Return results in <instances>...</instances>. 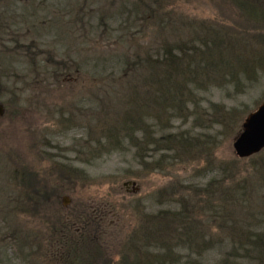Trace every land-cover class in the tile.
<instances>
[{
    "label": "rangeland",
    "instance_id": "1",
    "mask_svg": "<svg viewBox=\"0 0 264 264\" xmlns=\"http://www.w3.org/2000/svg\"><path fill=\"white\" fill-rule=\"evenodd\" d=\"M262 10L0 0V264H264V149L234 148L264 103ZM201 38L222 62L187 88L184 118L165 131L197 139L190 151H156L140 130L109 135L151 91L140 58Z\"/></svg>",
    "mask_w": 264,
    "mask_h": 264
},
{
    "label": "trees",
    "instance_id": "2",
    "mask_svg": "<svg viewBox=\"0 0 264 264\" xmlns=\"http://www.w3.org/2000/svg\"><path fill=\"white\" fill-rule=\"evenodd\" d=\"M261 13H264L263 10L260 14ZM208 41L207 38L193 39L192 42L189 40L183 41L178 45L165 42L161 44L158 48V52H155V54H149L145 58H140V60L144 62L142 66L148 69L144 78L150 83L151 91L149 92V90H147L143 93L147 94L149 92L148 95H144V98L142 97V99H140L143 101L139 106L135 108H130L129 106V109L125 110L122 118L119 120V124L113 126V128H108L107 133L110 135L111 133L113 134L123 130L125 134L134 139L135 133L138 132H136V130H140L143 131L146 146H153L156 148V151H158V148H161L160 145L164 141L166 142V144H164L166 148L163 147V150H169L172 144L182 145L190 151L194 140L197 139L184 138L186 131L175 134L176 136H174V134H167L165 131L170 127L173 118L176 119L184 116L181 111H183L185 103L188 104L191 99L185 95L187 88L191 85L194 87H202V85L207 84L206 81L200 78L202 70L204 71L206 69L209 71L216 64L218 65L222 62L223 57L212 56L210 45H213L211 41ZM197 44H202L201 46L205 47L204 54L200 53L196 55L193 47ZM190 52L192 54H190ZM134 92L142 96L140 88H135ZM150 121L151 127L154 129L157 128L155 134H151V131H149L151 130ZM158 128L160 131H158ZM178 135H181L184 139L180 141ZM159 151H161V149H159ZM141 152L142 151H140V155L142 156L143 154ZM159 158L156 165L164 163L166 158L169 157L164 156V158ZM143 163L146 165L145 162ZM158 167L159 166L155 168L157 169ZM174 215H180V211L171 216ZM84 238L85 241L89 240L92 242V236L85 235ZM70 245L72 248V242ZM68 246L69 244L66 242L64 248L66 247L68 250Z\"/></svg>",
    "mask_w": 264,
    "mask_h": 264
},
{
    "label": "water",
    "instance_id": "3",
    "mask_svg": "<svg viewBox=\"0 0 264 264\" xmlns=\"http://www.w3.org/2000/svg\"><path fill=\"white\" fill-rule=\"evenodd\" d=\"M0 114H2L1 107ZM234 148L242 158L257 154L264 149V103L246 118L242 132L234 141ZM129 183L126 182L124 185L127 186Z\"/></svg>",
    "mask_w": 264,
    "mask_h": 264
}]
</instances>
